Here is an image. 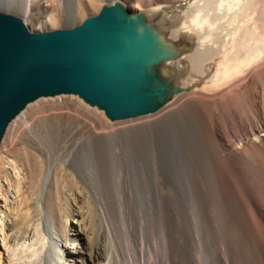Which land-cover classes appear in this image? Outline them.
I'll return each instance as SVG.
<instances>
[{
    "label": "bare ground",
    "instance_id": "6f19581e",
    "mask_svg": "<svg viewBox=\"0 0 264 264\" xmlns=\"http://www.w3.org/2000/svg\"><path fill=\"white\" fill-rule=\"evenodd\" d=\"M110 1L172 48L174 57L153 68L171 91L139 117L158 114L98 134L82 157L81 141L66 161L84 187L78 199L66 198L67 234L45 204L56 164L35 226L13 234L12 206L0 196V264H264V0ZM23 2L0 0V9L27 24L30 4L46 5ZM58 2L69 18L80 9L76 0ZM132 3L144 10L135 13ZM196 12L215 25L211 43H199L207 28H179ZM249 136L257 140L245 147ZM225 138L242 151L228 156ZM13 169L16 197L22 179Z\"/></svg>",
    "mask_w": 264,
    "mask_h": 264
},
{
    "label": "water",
    "instance_id": "95a60500",
    "mask_svg": "<svg viewBox=\"0 0 264 264\" xmlns=\"http://www.w3.org/2000/svg\"><path fill=\"white\" fill-rule=\"evenodd\" d=\"M173 57L118 3L45 32L0 12V145L10 123L40 98L77 95L110 121L157 111L171 88L153 68Z\"/></svg>",
    "mask_w": 264,
    "mask_h": 264
},
{
    "label": "rangeland",
    "instance_id": "374dc122",
    "mask_svg": "<svg viewBox=\"0 0 264 264\" xmlns=\"http://www.w3.org/2000/svg\"><path fill=\"white\" fill-rule=\"evenodd\" d=\"M10 1L25 6L23 0ZM44 1L46 5L42 9V3L30 4V14L33 18L27 22V25L31 30L45 32L70 29L82 23L86 18L98 15L103 6L112 4L110 0H76L80 9L74 18H69L66 7L60 6L58 0ZM132 4L137 6L135 13L144 10L139 3ZM0 12L22 18L21 15L9 11L0 9ZM40 13H42L41 16ZM50 16L53 19L47 22V17ZM156 114L158 113L126 121L111 122L104 111L87 104L77 95L45 97L29 104L23 114L10 123L0 145V160L2 161L0 196L4 199L7 198L6 208L12 206L14 212L12 215L16 219L13 234L17 235L22 230L35 226L41 219L39 206L45 179L52 164L56 165L54 175L46 190L45 204L54 217L60 232L67 234L66 198L75 197L78 199V193L84 187L80 178L75 179L72 166L68 165L66 161L72 158L80 142L85 139L87 141L79 149L78 155L86 156L89 153L90 141L98 134L106 132L111 127L119 128L134 124ZM259 137L262 141L264 133H261ZM256 140V137L249 136L243 145L245 147L252 146ZM223 144L228 156L242 151V143L234 138L226 139ZM57 157H59V161H57ZM13 166L22 179L21 194L16 197L15 193L19 183L14 177ZM111 170L110 192L111 197H114L117 192V176L113 166ZM126 173L130 174L128 168ZM128 176L131 180L132 175ZM160 177L163 190L167 192L166 176L163 171H160ZM129 185L132 188L131 182ZM80 201L84 203V201ZM0 210H4V208H0Z\"/></svg>",
    "mask_w": 264,
    "mask_h": 264
},
{
    "label": "clouds",
    "instance_id": "9594fccd",
    "mask_svg": "<svg viewBox=\"0 0 264 264\" xmlns=\"http://www.w3.org/2000/svg\"><path fill=\"white\" fill-rule=\"evenodd\" d=\"M202 13L201 12H196L195 15L185 21L182 22L179 26L180 30L185 31V32H192L194 29L200 33H204L205 28L208 30V35H205L203 39L199 40V43L201 45L211 43L213 37L211 33L215 29L214 24H210L208 19H202Z\"/></svg>",
    "mask_w": 264,
    "mask_h": 264
}]
</instances>
